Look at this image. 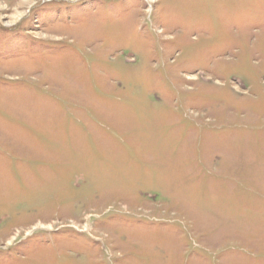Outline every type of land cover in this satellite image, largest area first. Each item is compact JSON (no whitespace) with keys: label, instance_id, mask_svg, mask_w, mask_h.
<instances>
[{"label":"rangeland","instance_id":"rangeland-1","mask_svg":"<svg viewBox=\"0 0 264 264\" xmlns=\"http://www.w3.org/2000/svg\"><path fill=\"white\" fill-rule=\"evenodd\" d=\"M0 264H264V0H0Z\"/></svg>","mask_w":264,"mask_h":264}]
</instances>
